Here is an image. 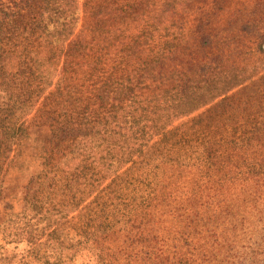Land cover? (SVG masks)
<instances>
[{"label":"trees","instance_id":"1","mask_svg":"<svg viewBox=\"0 0 264 264\" xmlns=\"http://www.w3.org/2000/svg\"><path fill=\"white\" fill-rule=\"evenodd\" d=\"M8 197L0 264H264V0H0Z\"/></svg>","mask_w":264,"mask_h":264},{"label":"rangeland","instance_id":"2","mask_svg":"<svg viewBox=\"0 0 264 264\" xmlns=\"http://www.w3.org/2000/svg\"><path fill=\"white\" fill-rule=\"evenodd\" d=\"M6 202H7V203H12V205H13L15 211H18L19 208H20V206H21L20 202H18V201H13V200L11 201L9 197L6 198V199L4 200V202L0 205V220H1V217H2V214H3V211L5 210V204H6ZM0 244H2L1 237H0ZM7 249H8V250L11 249V246H8Z\"/></svg>","mask_w":264,"mask_h":264}]
</instances>
